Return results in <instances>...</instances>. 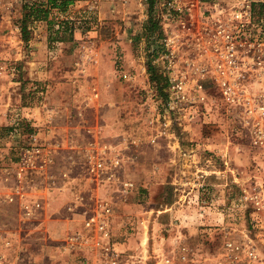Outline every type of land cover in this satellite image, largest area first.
<instances>
[{"label": "rangeland", "instance_id": "374dc122", "mask_svg": "<svg viewBox=\"0 0 264 264\" xmlns=\"http://www.w3.org/2000/svg\"><path fill=\"white\" fill-rule=\"evenodd\" d=\"M171 1L154 5L162 31ZM182 1L193 5L196 20L199 2L237 0ZM248 1L264 31V0ZM56 4L61 9L48 0H0V109L22 118L23 134L14 137L0 114V264H229L228 242L256 252L254 260L231 253L236 264H264V210L240 201L244 190L264 188V150L233 126L211 82L200 91L206 104L191 110L184 98L171 108L163 64L152 63L166 78L162 91L148 72L153 42L164 37L145 35L148 0ZM32 5L49 13L27 23L24 41V8ZM48 72L61 91L46 99L47 87L26 78ZM14 80L22 89L17 106ZM35 111L39 119L29 120ZM33 134L61 149L48 190L23 199L14 193L25 186L14 182L13 166ZM103 144L117 149L118 168L106 163L101 174L83 172L80 155ZM67 169L72 175L64 180ZM32 200L42 208L28 219L23 205Z\"/></svg>", "mask_w": 264, "mask_h": 264}, {"label": "built area", "instance_id": "2783aa9c", "mask_svg": "<svg viewBox=\"0 0 264 264\" xmlns=\"http://www.w3.org/2000/svg\"><path fill=\"white\" fill-rule=\"evenodd\" d=\"M198 6L195 20L191 3L172 0L167 5L170 14L163 17L169 27H163V49L156 63L163 64L167 74L171 108L179 106L184 98L191 110L206 104L200 91L203 83L211 82L233 126L242 130L254 147L264 150V31L255 20L252 4L237 0L227 4L199 2ZM168 18L178 24L177 29ZM9 109H0V114L10 121L14 137L22 138V118L18 114L12 116ZM27 139L29 143L20 150L19 160L13 166L14 182L25 186L14 188V193L23 199L29 198L30 192L48 190L55 180L50 172L54 151L61 149L60 143L54 147L41 144L36 134ZM116 153L111 144L92 146L80 155V168L88 174H101L106 163L117 169L120 162ZM71 175L70 169L60 173L64 180ZM123 186L131 188L133 184L126 181ZM240 201L250 203L258 211L264 210V188L256 184L251 190H244ZM41 208L39 200H32L23 205L24 216L32 219ZM231 253H241L249 260L256 258L249 243H226L225 257L229 264H236Z\"/></svg>", "mask_w": 264, "mask_h": 264}, {"label": "trees", "instance_id": "16d2710c", "mask_svg": "<svg viewBox=\"0 0 264 264\" xmlns=\"http://www.w3.org/2000/svg\"><path fill=\"white\" fill-rule=\"evenodd\" d=\"M48 2L50 3V7H56V8L61 9V6H57L56 0H48ZM148 2H149V19L145 25V35L147 36L148 39L153 38V37L160 39L163 36V31L160 25V20L155 14L154 5L156 3V0H148ZM67 3L68 2L64 1V4H67ZM258 6L260 8H264V4H258ZM48 13H49V8H40V7H37L36 5H32L30 7L25 6L24 13H23L24 16L22 20V34H23L22 39L24 41H27V36H26L27 23L32 19L33 20H39V19L47 20ZM153 43L155 46V50L153 51V53L149 55L148 72L151 76V82L154 85L158 86V89L162 91L163 88L166 87L167 85L166 78L162 74V72H160V70H158V68L154 66L152 63L154 59L157 57L158 52L162 51L163 47L162 45L158 44L156 41Z\"/></svg>", "mask_w": 264, "mask_h": 264}, {"label": "crops", "instance_id": "0c3cea01", "mask_svg": "<svg viewBox=\"0 0 264 264\" xmlns=\"http://www.w3.org/2000/svg\"><path fill=\"white\" fill-rule=\"evenodd\" d=\"M31 3H39V2H46L47 0H29ZM17 8V9H16ZM16 8H14V16L18 17L20 16V6H16ZM49 20L50 18L48 19V21L44 22L46 25H49ZM17 22V21H15ZM4 26V25H2ZM42 25L40 24V27ZM13 25L11 23H8L7 24V28L8 29H12ZM1 29V28H0ZM18 29L14 26V33H17ZM17 54V53H16ZM38 74V75H37ZM35 75V77L37 78H34L33 76L30 75H27L28 80H32V81H38L37 83H40L38 85H44L47 87V91H46V95H45V98L46 99H49V97H53V96H56L59 94V92L61 91V83L60 84H54L53 82L55 81H58L56 77L53 76V74H51L50 72L48 73H44V74H39L37 73ZM19 82L18 81H15L14 80V106H17L21 101H22V89L20 88L19 86ZM58 87V88H56ZM21 107V106H20ZM37 111H35L34 114L32 115H28L29 116V120H32V119H39V116L37 115L36 113ZM64 127L67 126V123L65 122V124H63ZM49 135H51L49 133ZM43 136V137H42ZM38 139H40L42 142H48L47 141V137H45L44 135H38ZM44 140V141H43Z\"/></svg>", "mask_w": 264, "mask_h": 264}]
</instances>
